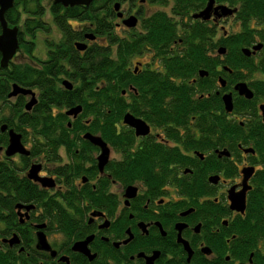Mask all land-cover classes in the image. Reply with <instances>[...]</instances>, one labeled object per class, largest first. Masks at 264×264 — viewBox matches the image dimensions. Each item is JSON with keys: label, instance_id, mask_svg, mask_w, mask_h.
I'll list each match as a JSON object with an SVG mask.
<instances>
[{"label": "flooded vegetation", "instance_id": "af4514ba", "mask_svg": "<svg viewBox=\"0 0 264 264\" xmlns=\"http://www.w3.org/2000/svg\"><path fill=\"white\" fill-rule=\"evenodd\" d=\"M70 1L0 0V255L264 264V0Z\"/></svg>", "mask_w": 264, "mask_h": 264}, {"label": "water", "instance_id": "95a60500", "mask_svg": "<svg viewBox=\"0 0 264 264\" xmlns=\"http://www.w3.org/2000/svg\"><path fill=\"white\" fill-rule=\"evenodd\" d=\"M58 1H61V0H58ZM76 1L77 0H71L70 2H76ZM15 48H16V40H15V37L13 36V33L10 34L8 29H3L2 34L0 35V51L2 53V59L0 62L1 65H5L6 59L12 55ZM32 103L33 101L31 100L30 102H28L27 106H29ZM224 105L226 109H229L231 106L228 96L224 98ZM75 111H77V109L74 108V112ZM125 119L130 125H133L136 127L138 126L140 127L141 124L143 125L142 122H140L139 120L133 119L130 116H128L127 118L125 117ZM89 139L92 140V138H89ZM93 142L99 145L102 144L100 140L97 139V137L96 139H93ZM22 151L23 149L21 148V144L19 142V135L9 132V143L6 148V152L13 153V152H22ZM38 238H39V241H41V237H38Z\"/></svg>", "mask_w": 264, "mask_h": 264}, {"label": "trees", "instance_id": "16d2710c", "mask_svg": "<svg viewBox=\"0 0 264 264\" xmlns=\"http://www.w3.org/2000/svg\"><path fill=\"white\" fill-rule=\"evenodd\" d=\"M115 61V60H114ZM117 63H119L118 61H115L112 66L111 63L109 64V67H112V70H109L110 74H106V69L105 67L107 66V62L103 61V60H96L93 64V82H94V86L97 89V91L94 92L95 95V102L96 103H101V99L103 98V91L102 89L106 88L108 85V82L110 84V82L112 84H110V87H112V96L114 98L113 103L116 102L118 103V95L116 90H118L119 88V83L121 82L120 78L118 77L117 71L119 70V68H117ZM108 71V69H107ZM16 80H18L17 78H15ZM84 105V103H83ZM86 105V104H85ZM35 127V126H34ZM33 127V128H34ZM9 258L6 256H2L0 255V264H9Z\"/></svg>", "mask_w": 264, "mask_h": 264}]
</instances>
